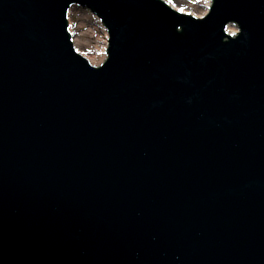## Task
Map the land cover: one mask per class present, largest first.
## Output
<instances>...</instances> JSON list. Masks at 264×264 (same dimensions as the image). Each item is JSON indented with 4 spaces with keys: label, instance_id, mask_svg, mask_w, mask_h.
I'll return each mask as SVG.
<instances>
[{
    "label": "water",
    "instance_id": "1",
    "mask_svg": "<svg viewBox=\"0 0 264 264\" xmlns=\"http://www.w3.org/2000/svg\"><path fill=\"white\" fill-rule=\"evenodd\" d=\"M0 264H264V0H0Z\"/></svg>",
    "mask_w": 264,
    "mask_h": 264
},
{
    "label": "rangeland",
    "instance_id": "2",
    "mask_svg": "<svg viewBox=\"0 0 264 264\" xmlns=\"http://www.w3.org/2000/svg\"><path fill=\"white\" fill-rule=\"evenodd\" d=\"M73 47L82 56L104 46L108 34L98 18L88 10L78 6H72L67 14ZM107 48V45H106ZM86 58V57H85Z\"/></svg>",
    "mask_w": 264,
    "mask_h": 264
},
{
    "label": "bare ground",
    "instance_id": "3",
    "mask_svg": "<svg viewBox=\"0 0 264 264\" xmlns=\"http://www.w3.org/2000/svg\"><path fill=\"white\" fill-rule=\"evenodd\" d=\"M161 1L164 2L165 4H167L172 10H174L178 13H182L184 15L192 16L194 18L203 17L208 12V10L211 8L212 3H213V0H171V3H168L167 0H161ZM74 5L81 7V5H79V4H74ZM74 5H72V6H74ZM72 6H70L68 8V10L66 12V18H67V14H68L69 9ZM82 8H85L91 14H93L96 18L99 19V16L97 14H95V12L92 11L91 9H89L88 7H82ZM99 21L101 22L100 19H99ZM101 24H102V22H101ZM102 26L104 27L103 24H102ZM69 30H70V28H69V23H68V19H67V31L71 35ZM105 30H106V28H105ZM225 31L230 37H234L238 33L239 30L235 25H227L225 27ZM106 32H107V30H106ZM107 34H108V32H107ZM73 41H75V39L72 40V35H71L72 44H73ZM106 45L108 47V40L106 43H104V46H101V47L93 50L90 53V55L85 56L86 58L83 56L85 58V60L89 63V65L98 67V66L103 64V62L107 58ZM74 50H75V48H74Z\"/></svg>",
    "mask_w": 264,
    "mask_h": 264
},
{
    "label": "snow or ice",
    "instance_id": "4",
    "mask_svg": "<svg viewBox=\"0 0 264 264\" xmlns=\"http://www.w3.org/2000/svg\"><path fill=\"white\" fill-rule=\"evenodd\" d=\"M168 3H171V0H167Z\"/></svg>",
    "mask_w": 264,
    "mask_h": 264
}]
</instances>
